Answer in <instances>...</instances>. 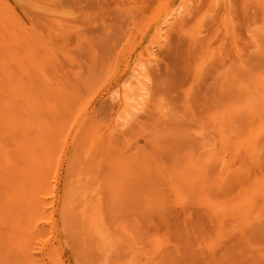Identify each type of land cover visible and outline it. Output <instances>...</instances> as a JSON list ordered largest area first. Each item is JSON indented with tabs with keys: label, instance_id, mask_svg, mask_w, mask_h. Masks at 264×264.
Instances as JSON below:
<instances>
[{
	"label": "rangeland",
	"instance_id": "1",
	"mask_svg": "<svg viewBox=\"0 0 264 264\" xmlns=\"http://www.w3.org/2000/svg\"><path fill=\"white\" fill-rule=\"evenodd\" d=\"M182 1L0 0V264H264V0H185L140 118L113 127Z\"/></svg>",
	"mask_w": 264,
	"mask_h": 264
},
{
	"label": "bare ground",
	"instance_id": "2",
	"mask_svg": "<svg viewBox=\"0 0 264 264\" xmlns=\"http://www.w3.org/2000/svg\"><path fill=\"white\" fill-rule=\"evenodd\" d=\"M165 1V0H164ZM197 1V0H196ZM221 2V4H222V8L224 9V11L226 12V14H227V9H228V7H229V5H228V1L229 0H207V4L209 5L208 7H207V11H206V13L207 12H211L212 13V11L214 12L216 9H217V7H216V5H218L219 3H217V2ZM206 2V1H205ZM196 4H197V2H195ZM189 4L190 3H188V2H186L185 0H183L178 6H176L175 8H170V7H167V8H162V9H164V10H162L161 12H159V14L158 15H156V18L154 19L155 20V23H154V33H153V40H152V42H151V46H148L149 48H150V50H148L149 52H147L148 54H147V57L144 55V58H145V60L144 61H142L141 62V60H140V62H138V63H136V65L134 66V68H132L133 69V71H132V73H131V75L133 76V79H132V81H131V83H127V81H126V83L128 84V85H126V86H124L123 88L122 87H118V89H116V94H113V98H115L116 99V103H115V106H114V108H115V111H114V114H115V118H114V125H113V127H122V126H124V125H126L127 124V122L129 123V121H131L132 119H134V120H136V119H138V118H140L139 117V115H140V113L142 112V110L144 109V107H145V104H146V99H147V96H148V94H149V83H150V71L151 70H149V65H156L155 64V62L157 61L156 59L157 58H153L152 56H155L156 55V53H155V51H156V47H158V46H160L161 44H163V42L165 43V40H166V38H167V33L171 30V29H173V28H175V27H179V26H181L183 23H185L184 22V20H183V18L185 17V15H187L186 14V12H187V9H189L190 10V7H188L189 6ZM195 5V4H194ZM192 7V6H191ZM194 7V6H193ZM161 9V8H160ZM223 12V11H222ZM191 13V12H190ZM208 13V14H209ZM217 13V12H216ZM156 14V13H155ZM225 14V15H226ZM205 15H207V14H205ZM224 15V16H225ZM220 16V15H219ZM218 16V17H219ZM186 18V17H185ZM183 21H182V20ZM209 19H210V17H209ZM217 20V19H216ZM218 20H219V18H218ZM217 22V21H216ZM182 27H183V25H182ZM180 28V27H179ZM14 31V30H13ZM2 32H3V30H2ZM196 32V31H195ZM16 33V32H15ZM19 33V32H18ZM201 33H203V31H201V30H198L196 33H194L193 35L196 37L198 34H201ZM200 36H198L197 38H194V40H202L203 38H199ZM6 38H7V35H6ZM5 39V38H4ZM6 40H8V39H6ZM10 40V39H9ZM31 44V43H30ZM4 49V48H3ZM8 53V52H7ZM5 53L3 52V56H1L0 58L2 59L3 58V60H4V63H2L1 65H2V67H3V64H5V63H7V65L6 66H8L9 65V59L8 58H11V57H8V58H5V57H7V55L5 56L4 55ZM56 55V54H55ZM10 56V55H9ZM219 58V57H218ZM222 58V57H221ZM220 58V59H221ZM0 59V60H1ZM12 59V58H11ZM5 60H7V62H5ZM227 61V60H226ZM225 61V62H226ZM11 63V62H10ZM158 64V63H157ZM6 66H4V68H5V70H7V68H6ZM10 66V65H9ZM8 66V67H9ZM13 66V65H12ZM19 67V66H18ZM30 68V67H29ZM2 69V68H1ZM9 69V68H8ZM33 69V68H32ZM36 70H37V68H36ZM30 71V70H29ZM18 72V71H17ZM37 72V71H36ZM23 73V72H22ZM30 74V73H29ZM11 75V74H10ZM9 75V76H10ZM12 75H13V73H12ZM26 75V74H25ZM131 76V77H132ZM8 77V76H7ZM32 77V76H31ZM4 78V77H3ZM3 78H1V79H3ZM23 78V77H22ZM127 78V77H126ZM11 79V78H10ZM13 80V79H12ZM15 80V79H14ZM17 80V79H16ZM19 80V79H18ZM2 81V80H1ZM4 81V80H3ZM2 81V82H3ZM30 81V80H29ZM28 81V82H29ZM6 82V84H8L7 83V81H5ZM5 82L3 83V85H6L5 84ZM22 83V82H21ZM125 83V82H124ZM123 83V84H124ZM14 84V83H13ZM9 86H11V84L9 83L8 84ZM125 85V84H124ZM2 86V85H1ZM8 86V87H9ZM19 87V86H18ZM7 88V87H6ZM115 90V89H114ZM5 92V91H4ZM18 92V91H17ZM20 92V91H19ZM22 92H23V89H22ZM6 93H8V92H6ZM4 94V93H3ZM2 94V95H3ZM11 94V93H10ZM2 95H1V98L0 99H6V97L3 95V97H2ZM41 95V94H40ZM10 96V95H9ZM9 96L7 97V98H9ZM111 96V95H110ZM13 97V96H12ZM39 97V96H38ZM112 97V96H111ZM14 98V97H13ZM34 98H35V96H34ZM18 99H19V96H18ZM17 99V103H18V100ZM16 100V99H15ZM21 100H23V99H21ZM112 100V99H111ZM4 101V100H3ZM9 101V100H8ZM38 101H40V99L38 100ZM57 101V100H56ZM5 102V101H4ZM113 102V101H112ZM8 103V102H7ZM11 103H14V102H11ZM16 103V104H17ZM19 103H20V101H19ZM16 104L15 105H13L14 107H17L16 106ZM20 104H22V105H24V103H22V101H21V103ZM48 104V103H47ZM45 105V104H44ZM49 105V104H48ZM2 106V105H1ZM11 104H10V107H9V109H11V107H13ZM26 106V105H25ZM47 106V105H46ZM54 106H55V104H54ZM20 107V106H19ZM42 107V106H41ZM50 107H51V105H50ZM52 107H53V105H52ZM6 108H8V106L6 107ZM6 108H4L3 107V109H6ZM2 109V110H3ZM12 110V109H11ZM6 111V110H5ZM7 111H8V109H7ZM0 112H1V107H0ZM3 112H4V110H3ZM2 113V112H1ZM10 113V112H9ZM9 113H7L8 114V116H9ZM29 114V113H28ZM15 115V114H14ZM25 115V114H24ZM45 115H46V113H45ZM26 116H28V115H26ZM32 116V115H31ZM4 117V116H3ZM7 118V117H6ZM27 118H29V117H27ZM26 118V119H27ZM56 118V117H55ZM1 119V118H0ZM5 120V119H4ZM3 120V122H5ZM7 120V119H6ZM30 120V119H29ZM2 122V123H3ZM8 122V121H7ZM14 122V121H13ZM23 124V123H22ZM29 124V123H28ZM113 127H112V129H113ZM16 128H18L17 126H16ZM115 129V128H114ZM8 130V129H7ZM15 130H17V129H15ZM35 131V130H34ZM16 132V131H15ZM33 132V131H32ZM9 133H10V131H9ZM13 132H11V134H12ZM57 133V132H56ZM14 134V133H13ZM27 134V133H26ZM5 135V134H4ZM42 135V134H41ZM2 136H3V134H2ZM12 136L13 135H11V136H9L10 138H12ZM17 136H19V135H16L15 134V138L17 137ZM5 136H3L2 138H4ZM7 137H8V135H7ZM13 137V138H14ZM20 138V137H19ZM6 139V138H5ZM46 139V138H45ZM8 140V139H7ZM22 140V139H21ZM2 141H3V139H2ZM15 142H16V139L14 140ZM17 142H19V141H17ZM49 142V141H48ZM46 146V145H45ZM36 148V147H35ZM253 154V153H252ZM16 155V154H15ZM32 155V154H31ZM3 156V155H2ZM7 158H8V156H7ZM7 160V159H6ZM17 160V159H16ZM43 160H44V158H43ZM42 160V161H43ZM212 160V159H211ZM214 160V159H213ZM21 161V160H20ZM34 161V160H33ZM10 162H13L14 163V161H11V160H9V163ZM16 162V161H15ZM7 163H8V160H7ZM6 163V164H7ZM8 163V164H9ZM12 163V164H13ZM17 163H19V162H17ZM35 163V162H34ZM211 163V162H210ZM11 163H10V166L12 165ZM21 164H23V163H21ZM24 164H26V163H24ZM214 164V163H213ZM14 165V164H13ZM18 165V164H17ZM29 165V164H28ZM20 166V165H19ZM35 166H36V164H35ZM39 166V165H38ZM41 167V166H40ZM9 170H10V168H9ZM9 170H7V172L9 171ZM44 170V169H43ZM4 171V170H3ZM31 171H32V169H31ZM208 171V170H207ZM211 172V171H210ZM2 173V172H1ZM179 173V172H178ZM207 174H208V172H207ZM32 175H33V171H32ZM178 175V174H177ZM233 175V174H232ZM23 177V176H22ZM23 178H25L26 179V176H24ZM221 178V177H220ZM28 179H30L29 178V176H28ZM40 180V179H39ZM222 180V179H221ZM192 181V180H191ZM232 181V180H231ZM73 182V181H72ZM68 183H69V181H68ZM223 183V182H222ZM70 184V183H69ZM188 184V183H187ZM204 185V184H203ZM5 187V186H4ZM73 187V186H72ZM81 188V187H80ZM67 189V188H66ZM181 189V188H180ZM205 189H206V186H205ZM219 189V188H218ZM77 190V189H76ZM82 190V189H81ZM71 191H72V189H71ZM74 191H75V189H74ZM80 191V190H79ZM85 191H86V189H85ZM197 191V190H196ZM199 191V190H198ZM69 192V191H68ZM77 192V191H76ZM180 192V191H179ZM70 193V192H69ZM81 193V192H80ZM83 193V195H84V192H82ZM185 193V192H184ZM66 194H67V192H66ZM78 194V193H77ZM75 195V194H74ZM12 196V195H11ZM79 196V195H78ZM81 196V195H80ZM79 196V197H80ZM209 196V195H208ZM207 196V197H208ZM87 197V196H86ZM75 198V197H74ZM202 198V197H201ZM206 198V197H205ZM209 198H210V196H209ZM32 199V198H31ZM80 199V198H79ZM84 199V198H83ZM189 199V198H188ZM72 200V199H71ZM71 200H69V201H71ZM77 200H78V198H77ZM198 200H199V198H198ZM84 201V200H83ZM213 201H214V199H213ZM216 201V200H215ZM77 202H79V201H77ZM85 202V201H84ZM212 202V201H211ZM80 203H82V201L80 202ZM85 203H87V202H85ZM83 204V203H82ZM225 204V203H224ZM87 205V204H86ZM90 205V204H89ZM90 206H92V205H90ZM207 206V205H206ZM25 207V206H24ZM85 207V206H84ZM87 207V206H86ZM226 207V206H225ZM88 210H89V208H87ZM93 209V208H92ZM33 210V209H32ZM82 211V210H81ZM224 212V211H223ZM233 212V211H232ZM86 214H88V215H86ZM92 214H93V212H92ZM90 212L89 213H87V212H85L84 211V215L86 216H84L85 217V220H86V222H88L92 227H93V231H95V232H97V233H100V235H101V237L103 238L102 240H104L105 242L106 241H108V238H109V236L110 235H107L106 234V232H107V230H105L104 228H103V226H102V224H101V222H100V225L98 224V218H95L96 216H93ZM22 217H24V216H22ZM83 217V216H82ZM79 220H81V219H79ZM84 220V219H83ZM82 221V220H81ZM83 223H84V221H83ZM86 224V223H85ZM84 224V225H85ZM89 225V226H90ZM86 226V225H85ZM88 226V225H87ZM90 226V227H91ZM92 229V228H91ZM90 228H89V230H91ZM2 230V229H1ZM92 232V231H91ZM95 232H94V234H95ZM88 233V232H87ZM88 235H90V233L88 234ZM111 237V236H110ZM112 240V239H111ZM31 241V240H30ZM105 244V243H104ZM103 244V245H104ZM110 244V243H109ZM114 244V243H113ZM111 245V244H110ZM5 246V245H4ZM3 246V247H4ZM105 246V245H104ZM28 248V247H27ZM112 248V247H111ZM114 248V247H113ZM25 249V248H24ZM112 250V249H111ZM1 251V250H0ZM113 252V251H112Z\"/></svg>",
	"mask_w": 264,
	"mask_h": 264
}]
</instances>
